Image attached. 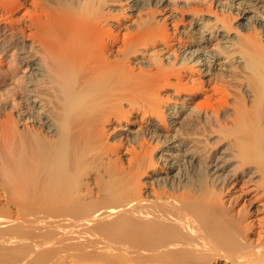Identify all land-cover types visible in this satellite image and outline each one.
Masks as SVG:
<instances>
[{
  "label": "bare ground",
  "instance_id": "bare-ground-1",
  "mask_svg": "<svg viewBox=\"0 0 264 264\" xmlns=\"http://www.w3.org/2000/svg\"><path fill=\"white\" fill-rule=\"evenodd\" d=\"M234 1L0 0V264H264V3Z\"/></svg>",
  "mask_w": 264,
  "mask_h": 264
},
{
  "label": "rangeland",
  "instance_id": "rangeland-1",
  "mask_svg": "<svg viewBox=\"0 0 264 264\" xmlns=\"http://www.w3.org/2000/svg\"><path fill=\"white\" fill-rule=\"evenodd\" d=\"M170 1H171V2H175V1H176V3H178L179 5H181L182 3H185V2H186V0H170ZM193 1H196V0H193ZM249 1H253V0H249ZM254 1H255V0H254ZM256 1H260L261 3H264V0H256ZM226 2H228V1H224L225 4H226ZM240 2H241V1H239V0H235V1H234V4H235L234 6L237 5L236 7H240L239 4H238V3H240ZM226 5H227V4H226ZM234 6H233V7H234ZM225 14H227V13H225ZM191 28H192V26H191L190 24H188V23L186 24V27H182V26L180 27V29H181V30H184V31H189V30H191ZM258 32L260 33L259 36L262 35V34H264V33H262L261 31H258ZM261 38L264 39V36H262ZM219 62H225V63H224V66H223V65H219V63H218V65H216V64L214 65V68H217V69H221V68H223V69H225V68H226V65H225V64H226V60L223 59V60H220ZM7 83H9V82H7ZM3 87H5V86H3ZM7 87H8V86H7ZM5 88H6V87H5ZM8 89H9V88H8ZM147 120H148V121H147ZM147 120H146L147 122L145 121V124H144V125H145L146 127H147L148 125L151 126V125H150L151 123H149V122H151L152 119H149V118H148ZM153 121H154V123L156 122L155 120H153ZM149 126H148V127H149ZM135 130H136V128H135ZM175 145H176V144H175ZM174 150H176V148H175ZM175 152H176V151H175ZM158 175L167 178V177H166V173H159V172H158ZM151 180H152V179H150V181H148V183H146V186L149 185L148 187H146V191H147L146 193H147V194H148L149 192H151V188H154L152 185H154L155 188L157 187V186H156L157 183L155 182V184H154V181L152 180V181H153V182H152ZM149 183H151L152 185L150 186ZM149 187H150V188H149ZM148 196H149V195H148Z\"/></svg>",
  "mask_w": 264,
  "mask_h": 264
}]
</instances>
